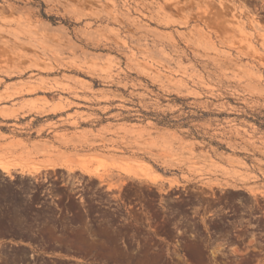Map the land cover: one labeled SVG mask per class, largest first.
I'll use <instances>...</instances> for the list:
<instances>
[{
  "label": "rangeland",
  "instance_id": "1",
  "mask_svg": "<svg viewBox=\"0 0 264 264\" xmlns=\"http://www.w3.org/2000/svg\"><path fill=\"white\" fill-rule=\"evenodd\" d=\"M0 264H264V0H0Z\"/></svg>",
  "mask_w": 264,
  "mask_h": 264
},
{
  "label": "bare ground",
  "instance_id": "2",
  "mask_svg": "<svg viewBox=\"0 0 264 264\" xmlns=\"http://www.w3.org/2000/svg\"><path fill=\"white\" fill-rule=\"evenodd\" d=\"M0 168L4 171V172H9V168L3 166V165H0Z\"/></svg>",
  "mask_w": 264,
  "mask_h": 264
}]
</instances>
